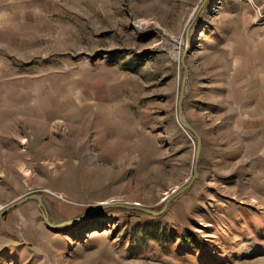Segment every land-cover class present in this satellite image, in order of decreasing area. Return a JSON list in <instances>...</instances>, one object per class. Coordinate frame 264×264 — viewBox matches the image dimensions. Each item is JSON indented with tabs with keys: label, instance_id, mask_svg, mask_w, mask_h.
<instances>
[{
	"label": "rangeland",
	"instance_id": "1",
	"mask_svg": "<svg viewBox=\"0 0 264 264\" xmlns=\"http://www.w3.org/2000/svg\"><path fill=\"white\" fill-rule=\"evenodd\" d=\"M250 113L264 0H0V264H264Z\"/></svg>",
	"mask_w": 264,
	"mask_h": 264
},
{
	"label": "water",
	"instance_id": "2",
	"mask_svg": "<svg viewBox=\"0 0 264 264\" xmlns=\"http://www.w3.org/2000/svg\"><path fill=\"white\" fill-rule=\"evenodd\" d=\"M183 63H184V66L187 68L184 59H183ZM187 78H188V76L186 75L185 80H184V83H183V89H182V92H181V95H180V101H179V121H180V123L182 124V126L186 130L194 133L196 135L197 139H198L197 152H196V163H195V166H194V177H193V179L191 180V182L187 186L183 187L180 191H178L172 197H170L169 200L167 201L165 207L161 211H154V210L149 209V208L140 207L139 205H120V204H114V205H111L110 207H123V208L130 209V210H137V211H141V212H144V213H148V214H151V215H154V216H159V215H162L163 213H165L167 211L168 206H169V203L172 200H174L179 195L185 193L190 187L193 186V184L195 183V181L198 179V177H199V160H200L201 153H202L203 138L199 134V132L189 122H187L184 119V117H183V114H184V101H185V98H186V92L185 91H186V87H187ZM33 200H37L39 202L40 209L43 212L44 220H45V222H46V224H47L48 227H50V228H58V227H61V225L54 224L50 220V217H49V215L47 214V212L45 210L44 199L39 194H31V195H28L27 197H25L24 199H22L21 201L12 203L11 205L7 206L6 208H4L0 212V217L4 216L5 214H7L11 210L18 208L22 204H24V203H26L28 201H33ZM99 208H105V207H99ZM86 216L87 215H84V216H82L80 218H77V219H73L71 221H68L64 225H66V224H72V223H77V222L83 220Z\"/></svg>",
	"mask_w": 264,
	"mask_h": 264
},
{
	"label": "crops",
	"instance_id": "3",
	"mask_svg": "<svg viewBox=\"0 0 264 264\" xmlns=\"http://www.w3.org/2000/svg\"><path fill=\"white\" fill-rule=\"evenodd\" d=\"M249 95H251L252 96V94L249 92V91H245V90H242L241 91V93H240V104H238L239 105V107H241V110H242V107L248 102V100H249V98H251V96H249ZM251 116V117H250ZM262 116V115H261ZM261 116H258V115H256V116H253L251 113L250 114H248V115H244V116H242L241 117V119H246V118H249V120L250 121H255L254 123H251V126L249 127V128H258L259 127V123H260V125L262 126V127H264V124H263V122H260L259 120H257V119H259V118H261ZM253 124H255V126L253 125ZM246 128H248V127H246Z\"/></svg>",
	"mask_w": 264,
	"mask_h": 264
},
{
	"label": "trees",
	"instance_id": "4",
	"mask_svg": "<svg viewBox=\"0 0 264 264\" xmlns=\"http://www.w3.org/2000/svg\"><path fill=\"white\" fill-rule=\"evenodd\" d=\"M9 212H10V211H9ZM9 212H8V213H9ZM8 213H7V214H8Z\"/></svg>",
	"mask_w": 264,
	"mask_h": 264
}]
</instances>
